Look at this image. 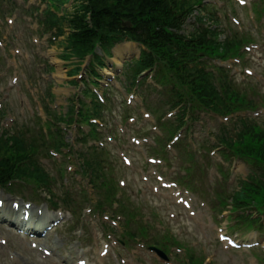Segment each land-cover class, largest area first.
<instances>
[{
	"label": "rangeland",
	"instance_id": "rangeland-1",
	"mask_svg": "<svg viewBox=\"0 0 264 264\" xmlns=\"http://www.w3.org/2000/svg\"><path fill=\"white\" fill-rule=\"evenodd\" d=\"M35 1L36 0H29L28 2L22 0H0V13L2 16L4 15L3 18L0 17V90H3L4 92L3 95H0V104L3 105L1 110V112L3 113V122L1 125L2 128L11 135L21 127H25L26 129L28 127L29 129L34 131L37 126L44 131L42 125L43 120H45L44 116H46V114L43 115L44 113L42 112V110L45 112L49 110L52 117L59 114L65 115L69 112L70 107L73 104H76V102L80 99L79 96L81 95V89L79 88V86L77 88L71 86L74 78H68L69 74H71V72L73 71L72 69L76 63V60L73 63L61 62V60H59L58 58V56L63 53L62 47H60V43L67 36L68 30L65 27L63 28V36L59 37L60 39L56 44L48 43V40H46L47 37L44 35L46 33L42 31V28L36 25V20L34 17H36L37 15L35 9L38 4H35ZM12 2L15 3V6L12 5ZM233 3V1L232 3L228 2L224 11L232 13L234 18H236L240 22V25H237V27L239 31L243 33L242 36H249L254 41V45L258 46L259 50L251 51V57L253 58V61L251 62L250 69L253 70L254 77L256 76L255 78L260 80L259 82L261 83L263 88L256 84L255 79H251L252 76H246L244 69L249 68L242 62L238 66L233 67L232 73L236 78L238 86L248 87L244 84L251 83L253 84V90H259L263 94L264 25H260L261 22L257 20L255 21V23L249 21V19L245 16L244 11L239 9L238 6ZM68 4L65 8L61 7V10L70 12L72 11V8L75 7L76 9L78 1H76V3H72L71 1ZM216 4L218 5V7H220L221 5V3L219 2H216ZM39 7L40 9L44 8V6L42 5H39ZM66 13L67 12H65V14ZM9 20L11 21L10 24L8 22ZM220 22V25H222L220 27L224 31L223 36L230 35L232 33H238V31L236 30L237 28L228 24L227 22H225V20H222ZM224 29H230V33L225 31ZM16 52H18V55H16ZM45 61H47L49 66L53 68L51 75L50 73L46 74L47 68L43 66V64H45ZM213 64L219 65L216 62H214ZM15 78H17V82L13 84V80ZM77 83H80V81H78ZM10 84L12 85L11 88L9 87ZM129 85L130 83L126 82L121 76H117L115 78V81L110 85V88L107 92L108 97L115 101V105H112V108L110 109L112 111L111 113L105 114V124L103 122H100L104 124L102 137H107L110 130L115 131V134L117 135V145H115V143L114 145L112 144V146L105 145L104 148L108 153V155L106 156H109L113 174L120 179H122V177L128 179L131 172L126 171L125 167L121 165V163L113 156L116 155V153L114 154V152L116 151L115 146H119L120 143L128 137V134H134L139 128V125L142 123V120L140 118L138 119V113L143 109H134L130 106L131 109L128 110L132 111V115H135L137 121L133 125L129 124L128 122L122 124L126 114L125 111H127L124 109L126 108L125 105L121 103L122 97L125 95L122 89H129ZM46 90L48 92L49 90H51V93L54 96L50 104L46 103V101L48 102V96H45ZM119 90H121L123 94L122 97L119 94ZM158 90L160 89L158 88ZM132 92H134V90ZM134 93V96L139 99L138 90ZM145 95L146 101L144 100V108L146 106L147 108L149 107L148 109L155 114L156 112L153 111L154 108L152 106H154L153 104L160 103L157 108L161 112L164 111V109H162L163 106L161 105V96L159 94H157L155 91L150 92L149 89H146ZM246 98L248 99L250 97L246 95ZM252 98L253 97H251V99ZM36 99L39 101L38 103H40V105L34 104ZM68 99L71 102L68 101ZM54 106L57 109H54ZM35 113H37V116L40 118V120H37V118H35ZM121 117L123 118V120H121ZM262 118L263 117H260L259 119L262 120ZM216 120L221 121V119ZM125 121H128V119L126 118ZM203 124L204 125L202 127V130H204L205 132L209 131L210 134L214 133V131L218 132L219 130L223 129L219 127L218 123L215 120L204 119ZM106 127H110V130H108ZM119 128H122L123 130H125V128H128V130L125 131V135H122L119 132ZM231 132L232 131H226V135L230 136ZM203 136L206 137V134H201V137ZM194 137H197V135H195ZM65 138L68 145L70 144V147L74 152L81 151V155L83 157L89 155L88 151L85 149L86 147H81V145L77 144V142L75 141L77 135L74 127L67 128V131L65 132ZM127 145L128 144L126 143L125 146ZM130 153H132L131 150H129L128 154ZM217 155L218 154H214V156L210 157V164L212 165V167H215L214 164L220 160L219 156ZM45 158V156L41 158L40 162H43L42 160ZM55 159L58 160V164L61 163V159L59 157H56ZM44 163L46 166L45 170L49 173L48 175H50L52 178H55V185H53L55 186V193L60 194L61 191L62 193H64V191L66 190V186L64 185V175H62L61 172H57V166L52 160H49L48 162V159H45ZM66 163L67 165L64 164V168L62 170H66L67 173H72L70 176L67 175V188L69 189L70 186H73L74 190H79L76 189L75 183H73L76 181L71 182L70 179L71 176L74 175V171L76 173V170L81 167V165L78 163V161L76 162L73 159L70 161H66ZM171 165L178 168L179 160L177 159L175 161H171ZM134 168L139 169V164L137 166L134 165ZM225 170L228 174V183L224 182V184H221L220 186L219 182L217 183L216 178H218V174L216 171L213 175L209 176L210 179H203L205 183L209 184L207 187H204V189L207 191V189L211 188L213 189V191L216 190L218 192H221L222 196L229 195L232 192V187L229 189L226 186L235 185V181L237 179L245 177L248 173L246 165L242 162H237L234 171L233 164L228 163ZM134 177L135 182L140 184L139 189L143 192L144 195L142 197L131 200L133 201L134 206L139 210V214L141 216L151 217L152 221L150 224H148L151 229L150 236H153L155 232L160 235V232L162 230L160 229V226L158 227V224H161L163 227L165 226L166 228H168V232L175 238V240L178 241V244H181V246L187 248L189 252H191L190 255L194 256L195 259L196 257H199L203 264H228L227 261L230 258L229 255L222 254L220 252L218 254V257L214 256V254L212 256L211 246H206L205 243L203 244L202 240L204 238H202L203 232L201 228L202 221L192 223L187 213L180 210H175L174 208V210L168 208L170 207L169 205L160 202V200L153 195L151 189L152 184H144V182L141 181V179H139L136 174H134ZM130 181L132 180L130 179ZM197 195L201 198L199 200H203L212 206L211 201L213 200H210V198L208 197V193H205L202 196L197 193ZM25 197H23V199H26ZM44 197L45 195L40 196L38 198V201L35 202V205L40 204V206L43 207L51 206L50 202L46 201ZM78 201L80 203H86L84 207L82 206L84 209H89V207L91 206L90 203L85 202L84 198H78ZM91 201H93V199ZM213 205L215 206V204ZM169 213L175 214V219H169ZM68 224H71V221H69ZM119 226L121 227V225ZM98 231L99 227L97 226L96 228H92L90 232V240H92L93 242H96V239L100 237V233H98ZM57 232L60 234V236L67 235L68 240H73L72 235L68 236L70 232H68V230H65V226H61L60 228H58ZM254 239H257V241L260 242V245H264V234L259 235V237L255 235ZM190 248H193L195 250ZM145 253L147 252L145 251ZM182 255L183 254H179V256L181 257ZM131 262L137 264H156L153 258L141 252L138 257L131 259L130 264H132ZM0 264H7L4 255H0ZM18 264L44 263L38 261V258H36L35 255H28L26 253L22 254V260Z\"/></svg>",
	"mask_w": 264,
	"mask_h": 264
},
{
	"label": "trees",
	"instance_id": "trees-1",
	"mask_svg": "<svg viewBox=\"0 0 264 264\" xmlns=\"http://www.w3.org/2000/svg\"><path fill=\"white\" fill-rule=\"evenodd\" d=\"M68 1L55 0L59 7ZM73 1H78L76 9L66 11L63 18L47 12L44 19V26L56 29L59 35H63L64 27L68 30L60 43L63 61L78 60L81 64L97 44H110L115 38L127 39L146 48L137 62V71L165 67L176 86H182V89H171V102L187 99L224 114L233 102L240 100L228 85L218 88L211 75L201 71L196 63L201 53L227 56L237 43L230 38L219 43V33L203 27L201 19H198V28L187 37L177 34L198 0ZM124 22H129L130 27L122 29ZM160 74L164 79L169 78L162 71ZM62 121L71 123L72 117ZM243 125L235 140L230 138L225 142L251 160L257 171L241 183L232 200L235 205L257 204L258 208H264V131ZM30 133L29 129L20 128L12 135L0 134V184L5 178L24 180L37 187L48 184V176L37 163L44 137Z\"/></svg>",
	"mask_w": 264,
	"mask_h": 264
},
{
	"label": "bare ground",
	"instance_id": "bare-ground-1",
	"mask_svg": "<svg viewBox=\"0 0 264 264\" xmlns=\"http://www.w3.org/2000/svg\"><path fill=\"white\" fill-rule=\"evenodd\" d=\"M208 14L207 13H204V16H207ZM216 15H213V18L216 20L217 19V17H215ZM187 25H196V23H195V21H193V20H190L189 22H188V24ZM102 51H105L106 52V48H102L101 49ZM114 53H115V64L118 66V67H120V65H121V62H122V58L124 57V56H128V55H132V54H137V48L135 47V46H133V45H131V44H125V45H123V46H121V47H117L115 50H114ZM249 105L250 106H252L253 107V109L254 110H257L256 108H255V106H254V103H249ZM251 113H253V112H251ZM255 114V113H254ZM1 173H2V171H0ZM88 178H89V180H92V175L91 174H88ZM11 180H13V178L12 179H9V178H5V181H4V183H7V182H9V181H11ZM15 181V180H14ZM12 184V183H11ZM93 187V185H92V182H89L88 183V189H91ZM8 196L11 198V199H15V198H18V197H20V195L19 194H17V193H10V194H8ZM21 197H23L22 195H21ZM1 199L3 200V201H6L7 200V198H5V197H1ZM60 203H61V200L60 199H58V205L60 206ZM86 223V226H88V227H90L91 226V221L89 222L88 220H87V222H85ZM38 230V229H37ZM224 247H225V249L226 250H228L229 248H230V246H228L227 244H224ZM212 248V247H211ZM232 249H235V248H231L230 250H232ZM211 254H219V251H216V250H211ZM229 254V253H228ZM227 255V254H226ZM217 257H218V255H217ZM226 258V257H225ZM224 258V259H225ZM230 259V258H229ZM97 260L99 261V259L97 258ZM100 262V261H99ZM92 264H95V262H92Z\"/></svg>",
	"mask_w": 264,
	"mask_h": 264
}]
</instances>
